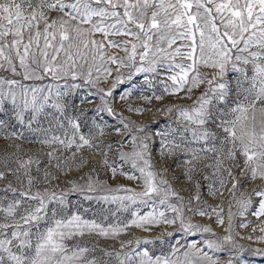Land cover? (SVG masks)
I'll return each mask as SVG.
<instances>
[{"label": "snow or ice", "instance_id": "1", "mask_svg": "<svg viewBox=\"0 0 264 264\" xmlns=\"http://www.w3.org/2000/svg\"><path fill=\"white\" fill-rule=\"evenodd\" d=\"M141 75L149 87L160 75L171 81L155 99L191 100L164 109L175 112L178 126L149 134L148 125L117 113V94L127 103L144 86L136 82ZM82 105H91V118ZM127 110L144 111L132 105ZM106 117L118 123L109 125ZM25 133L48 149L47 163L15 143L8 145L13 152L0 156V181H7L0 196V264H112L113 258L117 264H244L231 211L227 235L199 243L178 240L164 255L152 252L148 239L119 240L121 249L135 244L127 251L77 241L119 239L132 226L151 231L177 222L186 235H215L189 222L186 211L207 216L211 210L216 223L224 224L220 205L185 208L164 178L171 166L155 165L157 138L164 163L173 160L189 180L199 174L209 195L231 183L228 192L235 198L241 181L233 168L245 182H264V0H0V135L28 141ZM85 149L98 153L113 177L137 181L136 187L109 186L93 177V165L81 174L84 183L68 181V190H56L50 169L82 167ZM69 192L99 208L92 217L89 209L66 212ZM247 195L260 197L252 215L264 216V189ZM238 203L241 216L253 204Z\"/></svg>", "mask_w": 264, "mask_h": 264}, {"label": "rangeland", "instance_id": "2", "mask_svg": "<svg viewBox=\"0 0 264 264\" xmlns=\"http://www.w3.org/2000/svg\"><path fill=\"white\" fill-rule=\"evenodd\" d=\"M100 37H97L99 39ZM123 55V53H120ZM126 71V70H125ZM163 81V82H161ZM137 84L144 86L138 87L134 94L128 99L127 103L121 101L119 99V95L117 94L114 102V108L116 109L117 113L126 117L128 120L133 121L135 125L139 126L142 124L148 125L149 134L159 130H167L169 126H178L176 122V114L168 113L164 109L168 106L175 105V104H183L185 106L191 104V100L188 99H178L176 96L172 95H164L163 99L157 100L155 99L156 95H162L164 84H170L171 81L165 79L164 75H160L152 79V86L149 87L147 84H144V76L141 75L137 79ZM110 83V81H109ZM102 87H107V84H102ZM86 89H81V96H83ZM198 95V91L196 92ZM182 95V94H181ZM143 97H151V101L147 102ZM194 98V97H193ZM79 103V101H76ZM99 99L95 98L94 103H99ZM128 105H132L133 107H140L144 109V111L140 114L135 112H130L127 110ZM89 109L88 115L91 118V105H82ZM7 119V116L3 117ZM108 124L111 125L113 123H118L114 117H106ZM28 136V141H21V140H5L0 135V156L4 155L5 153H11L14 151L13 148L8 147L9 144L15 143L19 144L21 148L25 152H36L40 153V158L42 162L47 163L46 159L43 156V152H46L48 149L42 148L38 143H36L32 136L28 133H25ZM111 138L113 140H118L119 137L112 133ZM29 141H32L29 143ZM159 148V139L157 138L155 143L153 144V159L155 161L156 167H170L169 171L164 172V178L169 181L170 186L178 193L179 197L182 198L185 208L191 209H198L204 208L206 205H220L223 208V219L224 224H217L216 223V213L209 210V215L207 216H200L194 215L191 211H186L185 215L187 216V220L193 224H198L203 227H208L211 229V232L215 235L212 236L209 233H197L195 235H186L183 232L179 231L180 225L179 222L172 225H164L159 224L152 227L151 231H144L142 228L132 226L128 228L127 232L122 233L119 239H111V238H101V237H94V236H85L84 238H78L77 242L87 243L90 246H95L97 249H107L108 251H127L128 248L134 247L135 244L126 245L123 249L120 247L119 240H133L135 241L137 238L139 239H148L151 240L152 243L148 244L147 247L154 252L156 255H164L170 252V248L172 245H175L179 240L181 243H191L197 242L199 243L205 238H217L223 237L228 233L225 231L228 224V213L231 211L233 215V224L234 228L232 231V235L236 244L243 245L244 250L242 253V258L244 264H264V240L258 239L259 237L264 236V232L260 231V228L264 227V216L256 217L252 215L254 211H256L258 207V201L260 197L255 195H247L252 192L254 188H261L264 189V182L260 180L255 181H243L240 173L237 169L233 168L232 171L236 175L237 180L241 181L240 187L235 192V198L233 199L228 192V189L232 187L231 183H227L224 186L222 192H218L216 195H209L207 190V182L200 179L199 174H194L193 179L189 180L184 177L183 173L186 169L177 167L174 165L173 160H168L167 164L164 163L163 158L159 157L157 151ZM127 150V149H125ZM85 157V163L82 167L74 168L71 171H64L60 172L56 168H51L50 170L56 175L57 179L52 180V185L56 186V190L64 189L68 190L71 187L68 181L76 182V183H84L81 179L82 173H90L92 172V166L94 165L96 168V172L92 173L94 178H99L101 181H105L111 187H116L118 185L130 186L132 188L136 187L137 181L126 179L123 176L116 175L113 177L110 172L106 171L103 165L100 163L101 156L98 153H94L90 150L85 149L83 152ZM112 159V156H109ZM242 166V164H241ZM127 171L128 169L125 168ZM201 171H205L201 169ZM9 179H13L9 177ZM7 181H0V196H3L4 193L2 189L5 187ZM200 184L199 190L196 188V184ZM13 186L19 187V185L13 179ZM47 184H41L39 187H47ZM139 190V189H136ZM35 191V189H34ZM241 193H246V195L241 196ZM9 197L11 194H8ZM199 195L200 199L196 200L195 197ZM67 199L69 203L65 206L66 212L71 211H81L83 212L84 209H89L87 216L92 217L93 213L99 208V205L96 201H85L82 199L81 194L79 193H68ZM251 199L253 204L248 209L244 210V215H237L238 212L241 211L240 205L238 201L240 200H247ZM191 200L192 203L188 204V201ZM175 202V201H174ZM82 205V207H77ZM59 207V205H55ZM147 211V209H144ZM217 212L220 211L219 208L216 209ZM167 215L171 216L172 213L169 212ZM127 214H122L121 219ZM111 222V221H110ZM241 222H248V226L241 228L238 225ZM168 233H174L175 235L170 236ZM251 236V239L247 237ZM242 237H244L242 239ZM202 246V245H201ZM99 255V251L95 253ZM215 255L213 253H210ZM227 255L221 256V259H227ZM103 259H107V257H103ZM112 264H117L116 260L113 258Z\"/></svg>", "mask_w": 264, "mask_h": 264}]
</instances>
